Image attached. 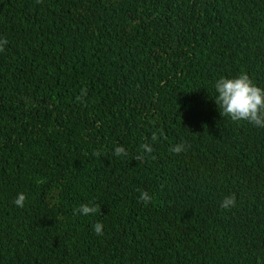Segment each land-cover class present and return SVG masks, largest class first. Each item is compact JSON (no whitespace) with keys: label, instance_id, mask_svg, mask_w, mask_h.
Segmentation results:
<instances>
[{"label":"trees","instance_id":"trees-1","mask_svg":"<svg viewBox=\"0 0 264 264\" xmlns=\"http://www.w3.org/2000/svg\"><path fill=\"white\" fill-rule=\"evenodd\" d=\"M0 40V264H264V128L213 88L264 87V0H0Z\"/></svg>","mask_w":264,"mask_h":264},{"label":"clouds","instance_id":"clouds-1","mask_svg":"<svg viewBox=\"0 0 264 264\" xmlns=\"http://www.w3.org/2000/svg\"><path fill=\"white\" fill-rule=\"evenodd\" d=\"M6 40H0V51L4 50ZM215 90L214 102L225 116L234 122L246 121L257 128H264V87L257 86L246 73H240L234 77H220L213 83ZM152 141L157 140V134L153 133ZM144 154L152 152V145L145 143L142 145ZM186 150V145L177 144L171 148L176 154ZM116 157L127 156V151L123 146H116L114 149ZM140 201L147 204L152 197L147 191H142L139 197ZM26 196L18 193L13 203L19 207H24ZM236 207V198L234 195L225 196L220 202V208L228 211ZM75 212L82 216L94 215L98 209L96 206L81 204ZM97 236L103 235V225L97 222L93 225Z\"/></svg>","mask_w":264,"mask_h":264}]
</instances>
